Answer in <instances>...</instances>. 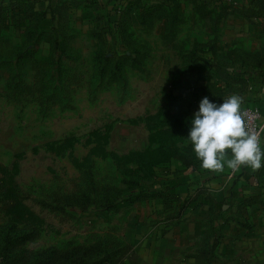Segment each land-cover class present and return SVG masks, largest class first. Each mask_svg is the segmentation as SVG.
<instances>
[{
    "label": "rangeland",
    "instance_id": "1",
    "mask_svg": "<svg viewBox=\"0 0 264 264\" xmlns=\"http://www.w3.org/2000/svg\"><path fill=\"white\" fill-rule=\"evenodd\" d=\"M97 1L0 0V264H264V167L186 138L264 122V1Z\"/></svg>",
    "mask_w": 264,
    "mask_h": 264
},
{
    "label": "clouds",
    "instance_id": "2",
    "mask_svg": "<svg viewBox=\"0 0 264 264\" xmlns=\"http://www.w3.org/2000/svg\"><path fill=\"white\" fill-rule=\"evenodd\" d=\"M243 96L231 94L216 103L205 96L189 120L187 141L201 167L212 172L264 167V128L253 131L243 118Z\"/></svg>",
    "mask_w": 264,
    "mask_h": 264
},
{
    "label": "built area",
    "instance_id": "3",
    "mask_svg": "<svg viewBox=\"0 0 264 264\" xmlns=\"http://www.w3.org/2000/svg\"><path fill=\"white\" fill-rule=\"evenodd\" d=\"M243 118L247 121L248 127L253 131H259L261 128H264L262 114L258 110H243Z\"/></svg>",
    "mask_w": 264,
    "mask_h": 264
},
{
    "label": "trees",
    "instance_id": "4",
    "mask_svg": "<svg viewBox=\"0 0 264 264\" xmlns=\"http://www.w3.org/2000/svg\"><path fill=\"white\" fill-rule=\"evenodd\" d=\"M122 0H101V1H97V2H100L102 5H112V7L114 8V9H116V8H119V4H120V2H121ZM259 1H261V0H259ZM264 1V0H263ZM118 187H120V186H118ZM107 202H109V201H107ZM111 203L109 202L108 204H106L105 206H109ZM22 236H24V235H22ZM7 240L9 241V242H11V240H13V239H11V237L9 236V237H7ZM15 243H18V241L15 239V240H13Z\"/></svg>",
    "mask_w": 264,
    "mask_h": 264
}]
</instances>
